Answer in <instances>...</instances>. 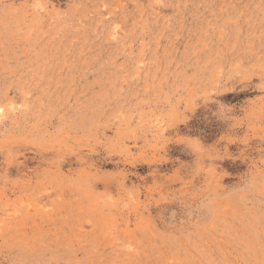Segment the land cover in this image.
<instances>
[{
    "label": "rangeland",
    "instance_id": "rangeland-1",
    "mask_svg": "<svg viewBox=\"0 0 264 264\" xmlns=\"http://www.w3.org/2000/svg\"><path fill=\"white\" fill-rule=\"evenodd\" d=\"M0 264H264V0H0Z\"/></svg>",
    "mask_w": 264,
    "mask_h": 264
},
{
    "label": "bare ground",
    "instance_id": "bare-ground-1",
    "mask_svg": "<svg viewBox=\"0 0 264 264\" xmlns=\"http://www.w3.org/2000/svg\"><path fill=\"white\" fill-rule=\"evenodd\" d=\"M144 224V223H143Z\"/></svg>",
    "mask_w": 264,
    "mask_h": 264
}]
</instances>
